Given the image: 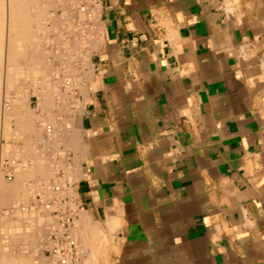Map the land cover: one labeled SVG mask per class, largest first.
Returning a JSON list of instances; mask_svg holds the SVG:
<instances>
[{
	"label": "crops",
	"instance_id": "obj_1",
	"mask_svg": "<svg viewBox=\"0 0 264 264\" xmlns=\"http://www.w3.org/2000/svg\"><path fill=\"white\" fill-rule=\"evenodd\" d=\"M100 3L85 65L62 47L64 1L24 7L8 83L24 73L28 184L47 189L67 154L91 264H264V0Z\"/></svg>",
	"mask_w": 264,
	"mask_h": 264
},
{
	"label": "rangeland",
	"instance_id": "obj_2",
	"mask_svg": "<svg viewBox=\"0 0 264 264\" xmlns=\"http://www.w3.org/2000/svg\"><path fill=\"white\" fill-rule=\"evenodd\" d=\"M45 2H48V0H39L38 2H35V3L31 2L30 5L27 4L28 16L30 17L31 14L35 11V10H33L34 7L40 5L41 3H45ZM4 9H6V8H4ZM37 23H38V19L31 20V25L35 26ZM4 31H5V29H4ZM33 33H35V29L33 26H31L30 34H33ZM5 35H6V32H4V34H3V36H4L3 37V44H4V42H5L4 40L6 39V36H7V35L6 36ZM4 46H5V44H4ZM3 53H2L1 60L4 62L1 63V65H0V102H1L0 108H1V112H2V110L5 109V104H10L12 106V102L15 99L12 97V92L15 93V90L12 87H13V85H15V82L17 81V79L19 77L24 76V73L18 74L12 80L11 85L6 82L7 81L5 78L6 72H4L5 68H6L5 67L6 64L4 65V63H6L5 51ZM86 61H88V58L83 59V65H85ZM1 69H3V70H1ZM12 75H13V72H12ZM35 75H37V73H35ZM8 93H10V96L8 95ZM7 95H8V97H7ZM9 100L12 102L9 103ZM12 108L13 109H10V110H13V112H12L13 114L10 118L12 121L10 119H8V121H9V127L8 128L9 129H7V132L5 131L6 133L5 132L3 133L1 131V128H0V145H1L0 147L1 148L7 147V146L9 147L11 145L10 147H12V148H10L11 149L10 152H12V154L9 153L8 155L0 156V162L3 158L18 159L19 163L21 165L19 164L20 167L18 166V169H17L18 171H16V174L13 178L14 180L13 179L12 180H6L0 174V176H2L1 181H3L2 182L3 187H8V186L11 187L10 185H12L13 181H15V177H17L20 172L23 173L26 170L27 174L24 172L23 176L20 178V182L18 183L16 190H14L13 192L11 191L13 197L12 196L10 197V192L6 191V192H4V194H5L8 201H6L5 204L0 203V226L4 225L3 227H5V228L7 226H11V230H8L9 231L8 233H7V230H4L5 232H3L2 230L0 231V240H1L0 243L2 242L0 244V254H3V256H5V258L7 259V262L9 261L10 264H35L33 258L36 256V251H38V250L36 248H34V246H40V249H42L43 247L46 246L47 250L45 251V254L50 259V261H51L50 264H53L52 263V261H53L52 255L49 253L52 244L49 243L50 242L49 231L47 229V225L49 223H52L53 220H52V218H50L48 216H45V215L43 216V214L39 213L37 210H35L32 207V201L34 200L33 199L34 192L41 193V194L48 193V191H49L48 186L49 185H46L47 189H45L44 185H42L41 183H37L36 185H34V187H33V185L28 184L29 179L32 178V176H33V174H32L33 170H31V171L28 170V172H27V169H29V166H31V165L28 163L29 162L28 160L23 162L22 157L25 154L26 158L30 159V157L33 155V153H32L31 148H29V147H21L20 148V147H17L15 145V142H17L18 140L25 142L26 137H27L26 134L25 135L23 134L24 136H22V135L20 136V134H18L19 133L17 130L18 128L16 127V125L18 123L20 124V120H22V118L25 117V112H27V110H29L27 95L23 96L20 93H18L16 106L14 105V106H12ZM1 115H2V113L0 114V123L3 122V121H1V118L3 119V117ZM31 126H32L30 129L31 132H35L37 129L39 130V126H38L37 122L33 123V121H32ZM37 126H38V128H37ZM0 127H1V124H0ZM37 133H38V135H40L42 132H37ZM10 135H12V136H10ZM9 143H10V145H9ZM14 152L16 153V155L18 154L19 156L18 155L16 156L14 154ZM38 154H40V153L38 152ZM19 169H22V171H20ZM23 169H24V171H23ZM37 172L41 173L42 171H41V169H39V170H37ZM24 175H26V176H24ZM16 213H19V214H16ZM15 227H19L22 230L20 229L21 231L20 232L18 231L19 233L17 234L15 232L18 229L16 230ZM73 232H74V228H73ZM14 233L17 234L18 236H15ZM1 234H3V235H1ZM14 236L16 238H14ZM45 242L47 244H45ZM91 258H92V256H90L89 253H86V252L81 253L80 251H78L76 261H72L69 264H91V262H90Z\"/></svg>",
	"mask_w": 264,
	"mask_h": 264
},
{
	"label": "built area",
	"instance_id": "obj_3",
	"mask_svg": "<svg viewBox=\"0 0 264 264\" xmlns=\"http://www.w3.org/2000/svg\"><path fill=\"white\" fill-rule=\"evenodd\" d=\"M67 4V11L61 16L62 26L59 35L62 47L68 52L75 40L81 47V60L88 58L87 49L90 40L96 34L97 22L100 16V0H59ZM69 80H67V83ZM39 129L46 135L54 132L50 122H37ZM63 161L55 170L53 180L48 183V193L34 192L32 207L43 216L52 218L47 225L49 239L52 242L50 254L53 264H69L78 254V241L73 227L79 210V202L75 195V183L70 177V160L65 152L57 154ZM18 159L3 158L0 162V174L6 180H12L19 166Z\"/></svg>",
	"mask_w": 264,
	"mask_h": 264
},
{
	"label": "bare ground",
	"instance_id": "obj_4",
	"mask_svg": "<svg viewBox=\"0 0 264 264\" xmlns=\"http://www.w3.org/2000/svg\"><path fill=\"white\" fill-rule=\"evenodd\" d=\"M34 1H39V0H0V65L1 63H3L4 61L1 60L2 58V53L5 51V55H6V63H4V65L6 64V68H5V78H6V82L8 83L9 80L12 79V76L14 77V75H12V72L13 70L15 69L14 65V61H15V57L18 53V51H20V49L22 48L23 45V42L20 40H18V37L20 36L21 38H23V34L24 32L29 28V25H30V19H27L25 17V10H24V7L27 6V4L30 5L31 2H34ZM59 1V0H57ZM6 8V9H4ZM5 29V31H4ZM6 32V39L4 40V44H3V34L4 32ZM18 42L20 44H18ZM5 49V50H4ZM4 54V53H3ZM4 58V57H3ZM16 62V61H15ZM3 70V69H1ZM10 92V91H9ZM8 95L10 96V93H8ZM7 95V97H8ZM10 98V97H9ZM15 100V99H14ZM8 101V100H7ZM12 101L9 100V103H11ZM16 102V100H15ZM15 102L12 103V106L15 105ZM1 103V102H0ZM5 103V102H4ZM7 103V102H6ZM11 105L10 104H5V109L2 110L1 112V108H0V114L2 113V117L3 119L1 118V131L4 133L5 131L7 132V129H9V121L8 119L11 118L12 116V112L13 110H10V109H13L12 106L10 107ZM16 106V105H15ZM4 108V107H3ZM9 110V111H8ZM19 111V110H18ZM11 120V119H10ZM43 120V119H42ZM41 120V121H42ZM12 121V120H11ZM26 123V122H25ZM36 123V122H35ZM42 123H45L44 121ZM24 125V124H23ZM22 125V126H23ZM27 127V126H26ZM25 128V127H24ZM38 128V126H37ZM13 130V129H12ZM38 130V129H37ZM35 131L36 133L37 132H41V131ZM5 132V133H6ZM12 134V133H11ZM38 134V133H37ZM40 134V133H39ZM7 136V135H6ZM12 136V135H10ZM6 143V142H5ZM10 145V143H9ZM1 146V145H0ZM11 146V145H10ZM3 147L1 148L0 147V156L2 155H8L9 153L12 154L11 149L12 147ZM14 154L16 155V153L14 152ZM18 155V154H17ZM16 155V156H17ZM12 158V157H11ZM26 158V157H25ZM21 165V164H20ZM19 165V167H20ZM26 165V164H25ZM24 165V166H25ZM27 167V166H26ZM26 169V168H25ZM20 171H22V169H19ZM29 169H27V172H28ZM18 171V170H17ZM24 171V169H23ZM26 173V170L24 171ZM23 173H19V175L17 177H15V181H13L12 185H10L11 187H3V181H1V177L0 176V203H6L7 198L4 194V192H10V195L12 194V192L14 190H16V187H17V180H19L22 176H23ZM16 174V173H15ZM27 174V173H26ZM26 176V175H24ZM14 180V179H13ZM5 184V183H4ZM5 186V185H4ZM11 188V189H10ZM12 191V192H11ZM16 193V192H15ZM7 194V193H6ZM8 195V194H7ZM16 214H19V213H16ZM78 220H76L77 222ZM2 222V221H1ZM4 226V225H3ZM3 226H0V231L2 230L3 232H5L4 230H7V233L9 232L8 230L10 229H7ZM15 230L14 232L15 233H19L22 229L19 228V227H15ZM21 229V230H20ZM26 229V228H25ZM19 231V232H18ZM2 232V233H3ZM23 232V231H22ZM76 232V231H75ZM14 233V234H15ZM17 234H15V236H18ZM83 235V233H81ZM3 235V234H1ZM14 236V238H16ZM10 238V237H9ZM1 241V240H0ZM2 243V242H1ZM0 243V244H1Z\"/></svg>",
	"mask_w": 264,
	"mask_h": 264
}]
</instances>
